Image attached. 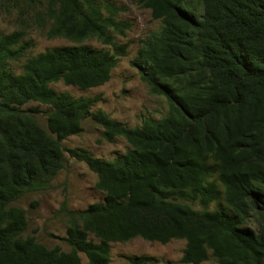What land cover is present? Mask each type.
Segmentation results:
<instances>
[{
    "label": "trees",
    "instance_id": "16d2710c",
    "mask_svg": "<svg viewBox=\"0 0 264 264\" xmlns=\"http://www.w3.org/2000/svg\"><path fill=\"white\" fill-rule=\"evenodd\" d=\"M160 28L131 64L151 94L168 104L159 119L128 127L97 96H72L51 84L87 90L106 83L127 54L131 23L123 7L99 0H0L75 43L26 56L32 41L20 24L0 34V264H110L111 243L133 238L184 240L180 262L264 264V0H138ZM25 12V14L23 13ZM95 38L111 49L82 44ZM21 71L11 62L23 59ZM47 106L46 127L37 121ZM90 117L111 142L130 145L111 160L62 141ZM96 174L102 201L81 210L64 204L68 251L24 236L25 210L14 202L49 186L65 152ZM90 235L92 236L90 238ZM129 264H152L131 256Z\"/></svg>",
    "mask_w": 264,
    "mask_h": 264
},
{
    "label": "rangeland",
    "instance_id": "374dc122",
    "mask_svg": "<svg viewBox=\"0 0 264 264\" xmlns=\"http://www.w3.org/2000/svg\"><path fill=\"white\" fill-rule=\"evenodd\" d=\"M111 2L117 7H123L117 15L118 20L131 23L125 36L116 34L117 43L127 46V54L121 56L119 62L111 72L110 79L96 87L80 90L59 81L51 86L58 92H66L72 96H97L98 101L92 111L103 110L112 119L128 127L139 126L146 117L159 119L168 108L167 101L158 95L151 94L147 84L141 79L139 72L131 61L135 58L142 41L153 35L160 28V21L151 17L150 11L139 5L138 0H99ZM25 14V12H23ZM26 21L22 23L19 10L0 4V34L9 33L22 25L26 30V38L32 41L26 56H32L58 45H72L63 37L49 38L46 29L31 16L26 14ZM82 44L95 48L111 49L110 46L101 44L95 38H89ZM24 58L11 62L14 72L21 71ZM22 109L38 108L37 121L46 127L47 116L44 113L47 106L31 101L21 107ZM103 128L90 117L83 121V130L79 134L71 135L62 141L66 149L86 148L94 156L111 160L118 154L124 153L130 145L123 137H116L109 142L103 137ZM66 164L52 179L49 186L38 191L25 193L14 205L25 210L27 226L24 236L31 235L45 246L59 247L64 251L69 250L64 237L66 236L67 216L62 210L64 204L70 210H81L93 202L103 200L104 193L95 187L96 174L92 172L85 162L71 157L65 152ZM92 236L90 235V238ZM184 240H171L168 243L146 241L142 238H133L127 242L111 243L110 264H129L131 256L149 257L152 264H182L180 258L184 247ZM83 264H88L86 257L80 254ZM200 264H214L212 259Z\"/></svg>",
    "mask_w": 264,
    "mask_h": 264
}]
</instances>
